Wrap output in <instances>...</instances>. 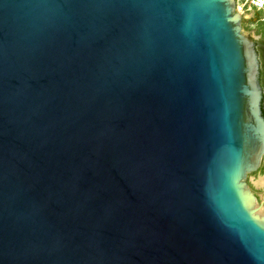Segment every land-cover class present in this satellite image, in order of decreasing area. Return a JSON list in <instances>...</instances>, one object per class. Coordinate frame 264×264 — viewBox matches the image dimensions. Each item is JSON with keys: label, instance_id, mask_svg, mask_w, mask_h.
Wrapping results in <instances>:
<instances>
[{"label": "water", "instance_id": "95a60500", "mask_svg": "<svg viewBox=\"0 0 264 264\" xmlns=\"http://www.w3.org/2000/svg\"><path fill=\"white\" fill-rule=\"evenodd\" d=\"M242 24L235 0H0V264H264Z\"/></svg>", "mask_w": 264, "mask_h": 264}, {"label": "rangeland", "instance_id": "374dc122", "mask_svg": "<svg viewBox=\"0 0 264 264\" xmlns=\"http://www.w3.org/2000/svg\"><path fill=\"white\" fill-rule=\"evenodd\" d=\"M254 19L258 22L253 25L252 21ZM242 32L243 35L250 41H264V11H254L247 14L243 20ZM261 168L264 169V159L262 161ZM260 177H264V171L250 176L249 186L256 194L258 203L262 206L261 210H264V184L259 186V189H254Z\"/></svg>", "mask_w": 264, "mask_h": 264}, {"label": "built area", "instance_id": "2783aa9c", "mask_svg": "<svg viewBox=\"0 0 264 264\" xmlns=\"http://www.w3.org/2000/svg\"><path fill=\"white\" fill-rule=\"evenodd\" d=\"M264 11V0H235V13H238L243 20L251 12Z\"/></svg>", "mask_w": 264, "mask_h": 264}, {"label": "trees", "instance_id": "16d2710c", "mask_svg": "<svg viewBox=\"0 0 264 264\" xmlns=\"http://www.w3.org/2000/svg\"><path fill=\"white\" fill-rule=\"evenodd\" d=\"M257 49L258 57H259V62H260V70H259V83L263 92V98H262V104H261V110H262V115L264 117V41H257L254 42ZM264 169H260L259 172H263Z\"/></svg>", "mask_w": 264, "mask_h": 264}, {"label": "crops", "instance_id": "0c3cea01", "mask_svg": "<svg viewBox=\"0 0 264 264\" xmlns=\"http://www.w3.org/2000/svg\"><path fill=\"white\" fill-rule=\"evenodd\" d=\"M258 21L256 20V19H254L253 21H252V23H253V25L254 24H256ZM254 39V38H253ZM253 41H255V40H253ZM259 186H262V184H258V182H257V185H255V188L254 189H259Z\"/></svg>", "mask_w": 264, "mask_h": 264}, {"label": "bare ground", "instance_id": "6f19581e", "mask_svg": "<svg viewBox=\"0 0 264 264\" xmlns=\"http://www.w3.org/2000/svg\"><path fill=\"white\" fill-rule=\"evenodd\" d=\"M258 184H264V177H260L258 180Z\"/></svg>", "mask_w": 264, "mask_h": 264}, {"label": "flooded vegetation", "instance_id": "af4514ba", "mask_svg": "<svg viewBox=\"0 0 264 264\" xmlns=\"http://www.w3.org/2000/svg\"><path fill=\"white\" fill-rule=\"evenodd\" d=\"M253 42H256V41H253ZM257 49V47H256V45H255V50ZM256 53H257V51H256ZM257 55H258V53H257ZM258 59H259V57H258Z\"/></svg>", "mask_w": 264, "mask_h": 264}]
</instances>
